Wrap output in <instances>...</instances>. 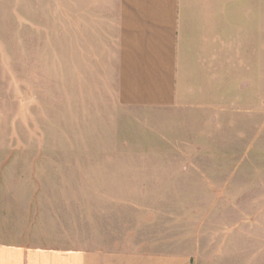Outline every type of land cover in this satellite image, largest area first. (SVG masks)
I'll return each mask as SVG.
<instances>
[{
  "label": "rangeland",
  "instance_id": "374dc122",
  "mask_svg": "<svg viewBox=\"0 0 264 264\" xmlns=\"http://www.w3.org/2000/svg\"><path fill=\"white\" fill-rule=\"evenodd\" d=\"M259 52L166 109L122 105L84 56L77 0H0V214L26 246L239 243L264 264V0ZM249 62V63H248ZM96 65V66H95ZM244 71H243V70ZM234 239V240H232Z\"/></svg>",
  "mask_w": 264,
  "mask_h": 264
},
{
  "label": "crops",
  "instance_id": "0c3cea01",
  "mask_svg": "<svg viewBox=\"0 0 264 264\" xmlns=\"http://www.w3.org/2000/svg\"><path fill=\"white\" fill-rule=\"evenodd\" d=\"M84 56L108 75L124 106L166 109L190 84L227 81L230 60L254 67L259 52L257 0H77ZM249 63V62H248ZM96 66V65H95ZM243 70V69H242ZM244 71V70H243ZM2 214H0L1 219ZM123 244L26 246L0 220V264H252L243 247H182L159 227L142 228ZM234 240V239H232Z\"/></svg>",
  "mask_w": 264,
  "mask_h": 264
}]
</instances>
